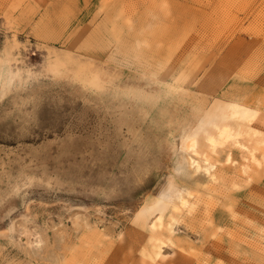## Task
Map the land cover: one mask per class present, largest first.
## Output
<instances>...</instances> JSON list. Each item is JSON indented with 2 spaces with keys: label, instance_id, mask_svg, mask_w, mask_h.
Returning a JSON list of instances; mask_svg holds the SVG:
<instances>
[{
  "label": "rangeland",
  "instance_id": "rangeland-1",
  "mask_svg": "<svg viewBox=\"0 0 264 264\" xmlns=\"http://www.w3.org/2000/svg\"><path fill=\"white\" fill-rule=\"evenodd\" d=\"M165 239L160 264H264V0H0V264H139Z\"/></svg>",
  "mask_w": 264,
  "mask_h": 264
},
{
  "label": "bare ground",
  "instance_id": "bare-ground-1",
  "mask_svg": "<svg viewBox=\"0 0 264 264\" xmlns=\"http://www.w3.org/2000/svg\"><path fill=\"white\" fill-rule=\"evenodd\" d=\"M225 120L227 121H234V122H242L243 124L247 125V128L249 130H252L251 127L256 122H262L263 117L261 116V113L257 111L256 109L249 108L242 106L237 103H230L226 106L224 111ZM256 134L255 131H253V135ZM241 136L238 133H233L231 129L228 127H220L217 132L215 133L214 137H207V141L209 142L210 146L212 148L214 147H220L226 143L230 144H238L240 147H242L249 155L248 160L255 162L256 165H259V161L255 158L253 155L254 149L248 148L247 146L243 145L242 142L238 141V139ZM194 147V140L191 138H188L187 141L184 143V148L186 150L192 151ZM210 183L214 182L216 179L213 174L208 175ZM160 206H156L155 204L147 206L146 209L148 212H151V214L156 213L154 220L150 221V229L153 231L161 225V214L164 208L167 207V210L165 212V216L167 217V221L165 224L166 231L168 233H175L174 225L176 223L175 217L172 215L173 211L177 210H189V202L187 200V197L185 195H179L177 194L175 197V202L172 203L170 201L165 203L158 204ZM170 242L168 239H165L164 241H158L154 243L153 248L150 250L151 255L148 256V253L145 251H141L139 253V264H160L163 260V255L161 254L162 248L165 246H169ZM151 257V258H150Z\"/></svg>",
  "mask_w": 264,
  "mask_h": 264
}]
</instances>
